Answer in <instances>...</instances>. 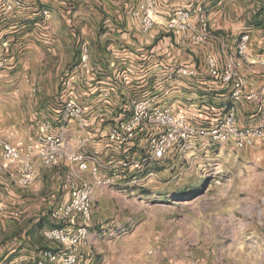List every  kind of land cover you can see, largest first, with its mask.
<instances>
[{"label":"crops","instance_id":"crops-1","mask_svg":"<svg viewBox=\"0 0 264 264\" xmlns=\"http://www.w3.org/2000/svg\"><path fill=\"white\" fill-rule=\"evenodd\" d=\"M154 1L151 16L155 23L145 31L142 20L134 15L143 0H26L24 8L15 11L7 10L0 0V61L7 59L0 67V89H6L0 92V130H10L5 139L35 140L43 124L52 122L73 148L85 139L86 154L113 164L122 156L109 145L107 134L130 115L136 99L149 98L154 106L170 107L198 125L213 124L234 104L241 127L260 122L262 106L250 96L264 86L260 63L264 59V26L253 22L264 0ZM196 6L205 8L209 20L212 37L205 44L183 40L167 27L176 12ZM263 17L264 11L259 13V18ZM195 19L194 15L197 23ZM244 33L251 36L248 62L242 68L248 84L244 98L236 103L232 83L211 75L207 61L208 55H214L223 68L226 56L237 51ZM23 65L31 68L21 71ZM191 70L195 74H190ZM22 97L27 98L26 116L16 114ZM69 100H75L87 114L85 127L63 114ZM215 146H225L235 161H244L252 170L264 162L262 140L238 148L232 140L216 144L197 139L191 150L159 165L198 157L196 153H209ZM0 157L3 159L2 153ZM68 168L65 164L43 168L32 186L17 188L4 161L0 162V264L35 263L51 247L44 232L60 223L53 221L46 207L55 208L69 200V193L58 189ZM49 184H55L49 205L44 204L41 215L36 216L38 198L45 195ZM102 190L97 187L95 197L102 195ZM248 193L257 195L251 187ZM218 201L203 205L202 223L245 224L220 216L226 207ZM210 208L219 210L218 218L210 216Z\"/></svg>","mask_w":264,"mask_h":264},{"label":"built area","instance_id":"built-area-1","mask_svg":"<svg viewBox=\"0 0 264 264\" xmlns=\"http://www.w3.org/2000/svg\"><path fill=\"white\" fill-rule=\"evenodd\" d=\"M25 1L4 0V3L7 10L15 11L24 8ZM154 3V0H143L134 11V15L142 20L145 31H149L155 23L151 16ZM44 14L48 16L49 11L45 10ZM194 15L197 23H194ZM167 27L183 40L197 44H205L212 37L203 6L179 10L167 22ZM250 39L249 33L240 37L237 51L226 56L223 68H220L214 55H208V71L223 82L232 83V97L236 103L244 98L248 84L242 68L248 62ZM84 52L88 56V49ZM6 61L1 60L0 67ZM260 63L264 66V59ZM189 73L195 74V71ZM250 98L260 102L263 118L245 127L239 125L236 104L213 124L198 125L170 107L154 106L149 98L136 99L130 115L120 120L107 134L109 145L122 156L113 164L103 163L99 158L86 154L83 149L87 143L85 139H80L78 147L73 148L54 130L52 122L43 124L35 140L19 138L1 141V153L9 176L22 188L32 186L42 168L62 164L69 167L60 189L69 193L70 198L51 213L53 221L60 224L44 232L45 237L57 247L45 249L42 258L31 264H80L88 256V251L93 249L91 224L97 187L143 185L156 178L155 165L191 150L197 139L216 144L232 140L238 148L252 147L258 141H264V86ZM63 114L76 119L81 127L87 125V114L75 100L65 103ZM105 169L107 171L103 172ZM86 174L89 176L86 177Z\"/></svg>","mask_w":264,"mask_h":264},{"label":"rangeland","instance_id":"rangeland-1","mask_svg":"<svg viewBox=\"0 0 264 264\" xmlns=\"http://www.w3.org/2000/svg\"><path fill=\"white\" fill-rule=\"evenodd\" d=\"M25 68L31 66L20 70ZM19 101L16 114L26 116L27 98ZM9 135V129L0 130V142ZM196 154L158 165L153 169L156 178L143 185L103 188L93 202V249L80 264H264V162L252 170L244 161H235L225 146ZM64 176L58 181L60 191ZM54 185L49 184L45 195L39 196L36 216L44 204L49 205ZM250 187L256 196L248 193ZM219 199L226 207L220 216L240 219L244 226L239 221L236 226L211 220L202 223L203 205H215ZM53 207L46 211L52 213ZM209 211L211 217H219L218 209ZM50 242L49 248L57 247Z\"/></svg>","mask_w":264,"mask_h":264},{"label":"trees","instance_id":"trees-1","mask_svg":"<svg viewBox=\"0 0 264 264\" xmlns=\"http://www.w3.org/2000/svg\"><path fill=\"white\" fill-rule=\"evenodd\" d=\"M264 11V5H262V7L260 8V11L255 15L254 17V23L256 25H260V26H264V17L263 18H259V13Z\"/></svg>","mask_w":264,"mask_h":264}]
</instances>
